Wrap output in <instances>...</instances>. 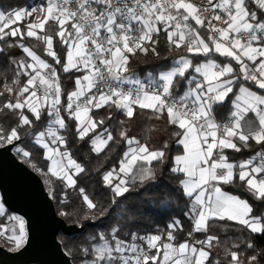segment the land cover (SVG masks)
<instances>
[{"label": "snow or ice", "instance_id": "obj_1", "mask_svg": "<svg viewBox=\"0 0 264 264\" xmlns=\"http://www.w3.org/2000/svg\"><path fill=\"white\" fill-rule=\"evenodd\" d=\"M257 10L264 14V0H44L30 10L0 11V40L27 37L35 41L31 47L18 43L28 59L13 61L18 70L0 92V96L6 92L10 97L0 105V113L10 114L16 121L10 129L0 124V149L11 146L23 163L44 177L50 198H56L59 181L65 190L78 192L87 209L84 219L99 220L121 208V200L128 199L126 194L154 187L158 173L163 174L169 162L167 141L162 147L149 148L128 136L126 128H121L117 141L105 126L106 119L114 118L112 114L97 118L93 110L114 107L129 120L137 109L150 110L157 120L166 117L177 129L172 136L182 146V153L171 158L168 172L190 199L193 227L188 236L205 233L206 238L175 243L173 233L180 223L176 221L168 225L166 239L159 234L132 233L129 243L118 237L119 229L113 226L110 237L104 232L90 237L94 242L81 251L91 259L82 264H212L210 250L214 242L219 244V237L208 233L216 221H232L250 234L264 235V215L254 214L248 200L221 187L238 177L256 201L264 202V147L238 163L229 162L224 152H240L250 147L249 141L264 145V94L240 83L227 120L221 123L215 116L216 106L228 100L241 78L264 90V15ZM201 29L206 30V39ZM161 33L166 34L169 51L183 49L202 57L214 52L229 62L207 58L194 63L181 55L158 76L149 73L143 80L126 76L130 55L151 51L159 58L155 45ZM57 39L65 50L63 59L55 50ZM41 45L64 73H81L75 77L74 90L67 93L66 104H62L64 89L57 68L34 50ZM232 61L238 65V75ZM21 76L27 78L22 84ZM45 112L49 119L44 130L33 132ZM64 114L75 121L77 138H87L96 155L110 142L118 145L123 141L127 146L119 168L102 174L104 186L112 193L108 207L98 206L85 188L78 187L76 177L86 169L67 150V139L61 134L68 128ZM24 139L43 149L46 171L32 162L31 151L17 145ZM62 196L60 203L64 204L67 191ZM58 215L67 218L70 214L60 211ZM0 217L7 221L0 222V247L21 251L29 239L25 218L9 214L3 203ZM76 225L80 226L79 221ZM241 243L248 249L255 247L250 239ZM231 247L239 249L240 245ZM152 250L155 254H150ZM225 252L230 255L229 264H244L242 252L228 247ZM262 254L264 250L248 256L247 264H259Z\"/></svg>", "mask_w": 264, "mask_h": 264}, {"label": "trees", "instance_id": "obj_2", "mask_svg": "<svg viewBox=\"0 0 264 264\" xmlns=\"http://www.w3.org/2000/svg\"><path fill=\"white\" fill-rule=\"evenodd\" d=\"M32 7H34V5L30 0H0V11H4L5 13L22 8L30 10ZM252 7L255 8L254 5ZM257 11L258 15H264L261 14L259 10ZM21 27L23 28V25H21ZM200 31L206 39V31L203 29ZM157 39L159 42L155 47L159 53V58L151 51L148 53L137 52L136 55H130L128 65L129 71L125 73L126 75H135L141 80L146 78L149 73L154 77L158 76L160 72L167 71L173 67L174 61L181 55L189 56L194 63L203 62L207 58H213L216 59L217 62L222 63L229 62L225 57H221L214 53H211L210 57H202L192 56L183 49L169 51L165 33H161ZM18 43H23L25 46L31 47L35 41L33 38L27 37L22 41L19 40V37H6L4 40H0V92L4 91L5 84H11L18 70L17 65L13 63V61H19L21 58L28 59L18 46ZM54 45L55 50L63 59L65 50L60 47L58 39L54 42ZM34 50L38 55L47 59L49 63H52L53 66L57 68L64 89L62 104H66L67 93L74 90L75 77L81 75V73L75 71L64 73L60 65H55V62L52 61L50 57L46 56L42 45ZM232 64L235 67L233 61ZM189 74H194L192 69H189ZM20 79L22 84L27 78L21 76ZM240 83H244L254 90H258L249 82L243 81L242 79L238 80L233 86L234 93L229 94L228 100L223 105H219L216 108L221 111L220 120L224 121L229 114L231 101L234 99V94ZM183 90L184 85L182 82L180 92H183ZM9 98L8 93L5 92L3 96H0V105ZM109 113H111L114 118L106 119L105 126L112 131L115 140H120L119 131L121 128H126L128 129V136L136 137L141 143L147 144L149 148L162 147L164 142L167 141L169 144L167 150L169 162L165 164L163 174L158 173V182L154 187L139 193L132 192L126 194L128 199L126 201L121 200L122 207L110 210V215L101 218L94 227H86L82 233L71 237H66L61 233L58 234V240L63 250L71 258L72 263L82 264L83 261L91 259L90 256L83 255L81 249L90 247L91 243L94 242L90 237L100 232H104L105 235L110 237V229L113 226L119 229L118 237L129 243L132 242V233H136L138 236L159 234L163 239H166V233L170 230L168 225L174 224L176 221L180 223L173 233L176 237L175 243L183 242L186 239L189 240V242H192L193 239H205V233H193L192 237L188 236V233L193 227L191 214L189 212L190 199L183 195L178 183L170 178L172 174L168 172V168L171 167V158L182 153V147L175 143V138L172 136V133L177 131V129L168 124L166 117L157 120L149 110L141 111L137 109L134 118L130 120L114 107L109 108L106 106L99 110H93V115L97 118H107ZM64 115L68 128L67 130H62L61 134L67 139V150L71 152L72 158L82 164L86 169L85 173L76 177L78 187L85 188L93 201L98 203V206L108 207L111 203L112 193L109 188L104 186L102 174L113 167L119 168V160L127 146L123 141L118 145L114 142H110L109 147L98 156L92 152L91 145L87 138L84 141H80L77 138L75 133V121L68 120L67 115ZM48 119L47 113L45 112L41 121L36 122L33 132L44 130ZM122 120L125 121L123 125L119 123V121ZM15 122V119L10 114L6 116L4 113H0V124L6 129H10ZM18 146L31 151L32 162L36 163L37 166L44 171L47 170V161L43 158V149L34 145L29 139L20 141ZM262 147H264V145H256L253 143L242 153L232 151L224 152L225 155L228 156L230 162L237 163L252 157L257 151H260ZM17 158L19 159L18 156ZM27 166L29 165L27 164ZM40 177L44 178L41 175ZM221 187L224 192L248 200L253 206L254 214L264 215V202L256 201L248 192L244 183L237 178L234 183L221 185ZM64 191H67V202L61 204L60 201L65 198L62 196V192ZM52 200L57 214L60 211H65L70 214L67 218L62 217L68 225H76L77 221L80 223V221L84 220V213L87 209L83 206L82 199L78 196L77 191L72 189L65 190L63 185L59 181H56V198ZM8 213L11 214L10 212ZM208 234L219 237V244L217 245L214 242V247L210 250V260L212 264H215L217 260H219V264H229L230 255L226 254V247L234 251L242 252L243 254L240 258L244 261V264H247L248 256L261 253L262 250H264V235L250 234L247 230L242 229L241 226L232 221H216ZM244 239H250L255 247L253 249H248L246 243H241ZM137 241H135V243ZM233 243L239 244V249L232 248L231 245ZM150 254H155V250H152ZM259 264H264V254L260 255Z\"/></svg>", "mask_w": 264, "mask_h": 264}, {"label": "water", "instance_id": "obj_3", "mask_svg": "<svg viewBox=\"0 0 264 264\" xmlns=\"http://www.w3.org/2000/svg\"><path fill=\"white\" fill-rule=\"evenodd\" d=\"M0 202L11 214L25 218L29 236L19 252L0 247V264H73L58 234L78 235L101 219H84L80 226L68 225L57 214L40 175L20 161L11 146L0 149Z\"/></svg>", "mask_w": 264, "mask_h": 264}, {"label": "crops", "instance_id": "obj_4", "mask_svg": "<svg viewBox=\"0 0 264 264\" xmlns=\"http://www.w3.org/2000/svg\"><path fill=\"white\" fill-rule=\"evenodd\" d=\"M30 2H33V5L34 6H36V5H39V4H42L43 2H44V0H30ZM35 2V3H34ZM22 9H27V8H22ZM14 10H17V9H14ZM13 11V10H12ZM10 12V11H9ZM8 13V12H7ZM214 53V52H213ZM214 54H216V53H214ZM216 55H218V54H216ZM234 62V61H233ZM234 64H235V62H234ZM234 66V65H233ZM235 68L237 69V72H238V65H235ZM239 74V73H238ZM126 75V74H125ZM126 76H129V77H133V78H136V76L135 75H126ZM242 79V78H241ZM253 85V87L254 88H256L255 87V85L254 84H252ZM234 86V85H233ZM245 86H247V87H250V86H248V85H245ZM251 88V87H250ZM257 89V88H256ZM251 90H253V91H256L258 94H264V93H262V92H264V90H260V89H258L259 91H262V92H259L258 90H254L253 88H251ZM236 92H238V88H237V90H236ZM219 106V105H218ZM218 106H216V108L218 107ZM232 110V104H231V108H230V111ZM150 111V110H149ZM220 114H221V111H219L218 109H215V116H216V119H217V121L218 122H224V121H226L227 120V118H228V115L226 116V118H225V120L224 121H222V120H220ZM253 143H255L254 141H249V144L251 145V144H253ZM182 147V146H181ZM247 148H242L241 149V151L240 152H237V153H242V152H244L245 150H246ZM224 151H232V152H236V151H234V150H232V149H225ZM251 158V157H250ZM247 159H249V158H247ZM230 162V161H229ZM238 163V162H237ZM237 179H238V177H237ZM239 180V179H238ZM256 235H259V234H256Z\"/></svg>", "mask_w": 264, "mask_h": 264}, {"label": "rangeland", "instance_id": "obj_5", "mask_svg": "<svg viewBox=\"0 0 264 264\" xmlns=\"http://www.w3.org/2000/svg\"><path fill=\"white\" fill-rule=\"evenodd\" d=\"M16 25H13V27H15ZM15 153V152H14ZM18 156V155H17ZM19 157V156H18ZM19 159L21 160V158L19 157ZM22 161V160H21ZM47 163H48V161H47ZM27 165V164H26ZM29 167V166H28ZM32 169V168H31ZM33 170V169H32ZM34 171V170H33ZM35 172V171H34ZM42 180H43V182H44V178H42ZM1 203V202H0ZM0 222H7L6 221V218H4V217H0ZM136 243H138V244H141L142 246H144L145 247V249H146V244L143 242V241H141V240H138Z\"/></svg>", "mask_w": 264, "mask_h": 264}, {"label": "built area", "instance_id": "obj_6", "mask_svg": "<svg viewBox=\"0 0 264 264\" xmlns=\"http://www.w3.org/2000/svg\"><path fill=\"white\" fill-rule=\"evenodd\" d=\"M204 30V29H203ZM206 31V30H205ZM123 87H125V88H127L128 87V85H124ZM20 160V159H19ZM21 161V160H20ZM37 173V172H36ZM38 174V173H37ZM45 185V184H44ZM45 188H46V190L48 191V188H47V186L45 185Z\"/></svg>", "mask_w": 264, "mask_h": 264}]
</instances>
